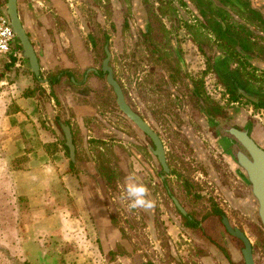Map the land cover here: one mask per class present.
<instances>
[{"label": "crops", "instance_id": "obj_1", "mask_svg": "<svg viewBox=\"0 0 264 264\" xmlns=\"http://www.w3.org/2000/svg\"><path fill=\"white\" fill-rule=\"evenodd\" d=\"M17 4L39 75L31 71L17 41L8 55L0 56V264H109L103 257L115 250L118 238L109 204L98 193L96 161L105 147L130 150L136 141L123 126L106 123L96 99L101 79L94 28L98 30L100 11L93 0ZM2 5L0 0V14ZM54 75L58 83L50 86ZM63 126L70 130L74 160ZM134 160L130 156L132 174L139 175ZM222 192L231 205L236 203L231 188L222 187ZM172 219L162 210L165 239L177 249L179 264L191 263L194 257L181 251L189 246V228ZM202 227L205 233L210 230ZM196 238L203 235L196 233ZM156 242L161 253V240ZM195 264L215 263L209 257Z\"/></svg>", "mask_w": 264, "mask_h": 264}, {"label": "rangeland", "instance_id": "obj_2", "mask_svg": "<svg viewBox=\"0 0 264 264\" xmlns=\"http://www.w3.org/2000/svg\"><path fill=\"white\" fill-rule=\"evenodd\" d=\"M170 1L176 2L175 6L178 8L175 10L174 5L172 8L167 2L166 12L161 13L163 15L160 17L154 8L155 0H93L92 6L97 5L100 11L98 30L96 31V27L93 26L95 38L97 37L96 42L99 44L96 66L99 67L103 59L102 45L105 44L104 35L108 33L107 44L111 51L115 76L122 85L127 100L162 138L168 164L173 173L165 176V181L162 182L160 167L150 153L153 148L151 142L141 134L138 136L130 132L133 126L127 124V119L120 116L115 108L114 94L101 79V83L96 88V99L107 116L109 122L106 121V123L123 126L125 130H128L126 132L128 136L136 141L130 150L120 146L115 151L114 148L107 146L104 149V155H98V161H96L99 169V184L102 186L99 185L101 191L98 193L100 198L109 204L111 225L116 229L118 238L115 242V250L103 258L109 264H134L135 262L179 264L176 261L179 258L177 249L170 245L168 239H165L160 221L162 210L174 220L182 221L172 203V196L179 200L188 214L198 219L200 223L203 222L206 229L210 227L207 235L199 240L196 238V233L201 235L202 231L200 233L198 229H187L189 230L187 232L189 246L181 251L186 252L189 257L192 255L194 259L191 257L192 259L189 260L191 263L185 261V264H195L198 259L203 260L209 257L215 264H243L240 255L242 244L233 240L217 219L212 220L213 226L203 219L205 212L208 209L212 210L213 202H219L224 206L226 216L230 218L233 227L236 226L247 233L254 244L256 264H264L262 229L251 220V217H248L249 213L240 214L238 209L231 207L233 205L226 201L224 192L220 191L222 189L219 190L207 177L206 167L195 159L192 139L185 137L179 129L180 126H188L196 137L204 138L200 122L201 113L198 109L200 103L196 97L193 98L189 94L185 81L179 75L178 71L183 70L182 65L180 67L176 64L174 58L179 54L176 50V55L172 53L169 39L173 41V44L175 41L183 43L184 52L182 53L187 54L194 88L200 99L209 106L214 104L225 110L236 107L230 102L225 83L220 76L217 78L215 75L213 59L218 55L226 54L227 56L230 52L221 48L211 30L204 28L196 19L197 9H199L196 3L191 0ZM251 1L257 4L256 0ZM5 3L6 0H3L4 12ZM87 4L90 8V2ZM213 4L210 11L217 13L221 10V15L225 18L223 23L228 27H238L242 35H249L253 40H257L259 45L264 46V23L256 26L253 20L239 14L233 6L219 4L218 0H213ZM258 5L259 8L262 7L259 2ZM92 19L95 21L94 16ZM145 23L148 24L145 26L146 29L144 28L147 30V40L141 37L139 27H144ZM106 29L108 31L103 33ZM253 30L259 31V35H256ZM187 33L191 37L189 40H193L194 47L185 38ZM152 47L154 50L158 49L159 54H156ZM189 48L195 50L194 54L189 51ZM255 51L261 52L259 49ZM250 62L245 58L236 57L232 63V73L244 84H251L257 88L264 87V70L254 69V65ZM175 67L179 70L175 71ZM240 102L246 107L241 104L239 117L251 122L255 137L264 144V110L253 109L249 101L243 98ZM203 147L213 161L219 160L218 155L214 156L212 150L207 148L206 142H203ZM130 156L137 160L134 161L140 176L137 174L135 176L148 187L150 198L155 202L154 208L150 211L140 209L129 211L127 202L121 199L125 178L133 171V166L131 162L129 163ZM219 179L222 187L231 188L229 179H233V175L228 169L225 173L219 171ZM235 193L237 197L241 193L248 195L243 187L242 191L237 190ZM250 210L246 213L251 212ZM157 239L161 240L163 249L161 253L157 248L155 249ZM104 259L100 258L101 262H104Z\"/></svg>", "mask_w": 264, "mask_h": 264}, {"label": "flooded vegetation", "instance_id": "obj_3", "mask_svg": "<svg viewBox=\"0 0 264 264\" xmlns=\"http://www.w3.org/2000/svg\"><path fill=\"white\" fill-rule=\"evenodd\" d=\"M191 1L196 3L198 8H199V9H197L198 13H196V16H197L196 19L202 23V26L204 28H208L211 30V32L216 37V40L218 42L217 44L221 48L227 50V52L228 51L230 52L227 55L228 57L225 56L226 54H224V55H218L217 58L213 59V67H214L215 75L217 76V78L220 76L221 77L220 79H222L223 82L225 83V85H226L225 87H226V90L228 91V95H230V96H228L230 99V102L236 108L225 110V109H222L221 107L214 105V104H211V106H209L207 103H205V101H202L200 99L198 92L194 88V79H193L190 67L188 65L189 60L187 58V54L182 53V52H184V50L182 48L183 43L182 42L179 43L178 41H175V44H173V41H171V39H169V41L171 42V44H170L171 49L170 50L175 55H176V51H177V54H179L178 57L180 59H178L177 56H176L177 58L174 57L176 60V64L180 65V67L182 65V69H183L182 72H180V71H178L179 68L176 69V67H175V71H178L179 75L185 81V85H186L187 89H189V94L193 98L196 97L198 99V102L200 103V105H199L200 107H198V109L201 113L200 122H201V129H202V133H203L204 138L200 137V138H202V139H200L199 137H196V135H194V133H192V131L189 129L188 126H186V127L180 126L179 129L181 130V132L183 133V135L185 137H187V138L190 137L192 139L191 143L194 147L193 151L196 155L195 159L197 161H199L200 164H203V167H206L207 177L209 178V180L211 182L214 183V185H216L218 187L219 190L222 189L221 188L222 186L220 184V179H219V171H222L225 173L226 169H228L229 172H231L233 175V179H229V184L231 185L230 186L231 189L233 187L234 188L233 191L236 192L237 190L242 191V187H243V189L246 190L248 195H244L241 193V194H239L238 197L236 195L234 196L236 198V203L233 202V206H231V207L238 209V212L240 214L243 213L246 215L249 213L248 217H251V220L262 229L263 240H264V228H263V226L260 222V219L258 217L256 199L252 195L251 189L246 184V182L248 183V176L246 174L245 169L243 167H241L238 163H236V161L233 163V162L229 161L223 154L220 153V152H223V153L227 154V150H228L227 145L230 144V142L227 139L229 128H233V129H236V130L241 131V132H246L248 134V136L259 147H261L264 150V147H262L259 144V139L255 137L256 134H254V130H252L251 122L246 121V120L239 117V111H240L239 107H241V104L245 105L244 103L240 102L241 98L249 101L248 103L251 104L253 109L260 108V109L264 110V87L257 88L251 84H245L243 88L238 87V86H234L233 85L234 73H232V71H231L233 60L236 57L237 58L238 57L239 58H245L248 61H251L250 63H252V65H254V69H257L258 71L260 69L264 70V46L259 45V43H257V40L256 41L253 40L252 38H250L249 35H247V36L242 35L241 34L242 32H241V30L238 29V27H236L237 29L234 27H228L225 23H223L225 18L222 17V15H221L222 11L221 10H219V12H217V13H215V11H210V9H212V7L214 6L213 0H191ZM167 2L169 4V6L172 8L174 5L175 10L178 8V6H175V4H177L176 2H173L170 0H155L154 5L156 7H154V8L160 17H162V15H163L161 13L165 14V12H166L165 9L167 7ZM258 2L261 4V6L264 5L263 1H258ZM258 2H257V4L255 2L253 4V2L251 0H218L219 4L224 3V4H229V5L233 6L238 11L239 14H241L242 16H245V18H247V19L253 20L256 26H261L262 25L261 23H264L263 22L264 12L262 13L261 10L259 9ZM185 3L187 4V2H185ZM17 8H18V4H17ZM1 10L3 11V12H1V14L7 19L9 26H10V22L8 20L7 15H6V3H5V12H4L3 8ZM18 15H19V13H18ZM207 17L210 19L207 20L206 19ZM143 25H144V27L139 26L141 28L140 31L142 33L141 37L144 38L145 40H147L148 34H147V30H144V28L148 24L145 23ZM10 28H11V26H10ZM11 30H12V28H11ZM185 31H187V29ZM253 31H254V33H256V35H259V33H258L259 31H257V30H253ZM221 33L223 34L222 36H221ZM105 37H106V35H104L105 44L102 45L103 59L100 61V65L97 68L99 78L104 81V83L111 89L112 93L114 94V97H115L114 102L116 105L115 108H117V111L120 114V116H123L125 119H127L129 124L133 126L130 128V130H132V128H135L137 132H139L144 138L148 139L151 142L153 148L150 150V153L152 154L151 156L156 159L157 164L160 167V170H161L160 171L161 172L160 178L162 179V182H163V181H165V178H166L165 176L172 175L173 173H172V171L169 167V164H168V159L166 156V152H165V148H164L162 138L160 137L159 133L149 124V122H147V120L141 114H139L138 111L132 106V103H129V101L127 100L124 89H123L122 85L120 84V82L118 81L117 77L115 76V71H114V68L112 65L111 52H110V49L108 48V44H106L108 42V39H107V37L106 38ZM189 37L190 36L187 33V36L185 38H187L188 43L190 42L192 47H194L193 40L192 39L189 40ZM13 41L18 42L15 35H14ZM18 44H19V42H18ZM243 47L246 48V50H245L246 54H243V52H242ZM152 48L154 50V47H152ZM189 49H190L189 51L192 54H194L195 50L194 49L192 50V48H189ZM256 49H259L261 52H259V53L256 52L255 51ZM20 51H21V47H20ZM154 51L156 54H159L158 49H155ZM107 53L110 54V58L108 60V66L112 70L113 79L118 83V85L120 86V88L122 90L126 104L138 116H140V118L143 121L146 122V124L152 129V131L159 137L160 141L162 142L164 155H165V159H166V164L168 167V172L164 171L163 167L161 166V164L158 161V158L153 154L154 145H153L151 139L147 135L142 133L125 115H123L119 111L118 106L116 104V95H115L112 87L106 81L107 72H103V70H102L103 62L107 58ZM161 53H162V51H161ZM160 55H162V54H160ZM156 56H159V55H156ZM231 83H232V85H231ZM245 107H246V105H245ZM214 110H217L218 112L216 114H212ZM128 122H126V123L128 124ZM125 131L128 132V130H125ZM203 142H206L207 148L212 150V152L214 153V156L218 155L219 160L214 159V161H213L209 157L206 149L204 148L205 146L203 147ZM242 151H244V150L242 149ZM226 175H227V173H226ZM220 191H222V190H220ZM234 194H236V193H234ZM223 195L226 197L225 194H223ZM243 195H244V197H243ZM228 197L231 198L230 195H228ZM171 199H172V203H173L174 207L176 208V210L178 212V215L180 216V218L182 220V221H180V225L182 227H185L184 229L191 228V229H198L199 231H202L203 237H204V235H207L204 232L203 227H202L203 222L200 223L198 219H195L194 217H192V215L188 214L178 199H175L172 196H171ZM175 201L177 202L178 205L175 203ZM226 201H228V200H226ZM178 206L182 209L183 212L180 210V208ZM247 210H250L251 212L246 213ZM223 218L227 219L228 217L226 216V212L224 211V206L222 204H220L219 202H216V203L213 202L212 203V210L208 209V211L205 212V215L203 217V219H205V221H209V224H210L211 220L217 219L219 221V223L221 224V226L227 232V230H226V228L222 222ZM227 221H228V219H227ZM228 223H229V221H228ZM193 224H196V227L191 226ZM229 225L232 228H237L238 230H240L245 235V237L248 239L250 246H251V249H252L253 261H254V264H256V261L254 258V253H255L254 244L252 243L251 238L247 235V233L244 230H242L236 226L233 227L230 223H229ZM228 235H230V234L228 233ZM231 238L233 240L239 241L242 244V242L239 239H237L233 236H231ZM256 241H257V239L255 237L254 242L256 243ZM243 248L244 247L242 244V248L240 250V255H241L242 263L245 264L244 259H243V255H242V249Z\"/></svg>", "mask_w": 264, "mask_h": 264}, {"label": "water", "instance_id": "obj_4", "mask_svg": "<svg viewBox=\"0 0 264 264\" xmlns=\"http://www.w3.org/2000/svg\"><path fill=\"white\" fill-rule=\"evenodd\" d=\"M256 1L264 2V0H256ZM17 9H18L17 0H6V15L10 22L12 31L19 42L22 55L28 61L31 71L36 76H38L39 75L38 59L34 47L31 44L29 37L25 32L24 27L22 26ZM259 9L263 13L264 5ZM109 58H110V54L107 53V58L103 62L102 70L103 72H107L106 81L112 87L116 95V104L118 106L119 111L123 115H125L142 133H144L151 139L154 145L153 154L158 158V161L163 167L164 171L168 172V167L166 164L162 142L160 141L159 137L152 131V129L146 124V122L143 121L140 118V116H138L126 104L122 90L118 85V83L113 79L112 70L108 66ZM233 85L243 88L245 84L240 79H238V77L234 74ZM62 129L65 136V145L69 149V156L72 160H74V146L72 143L70 130L65 126H63ZM227 139L230 142V144L227 145L228 147L227 154L223 152L220 153L223 154L229 161L233 163L236 161V163H238L241 167L245 169L246 174L248 176V183L246 182V184L251 189V193L256 199L258 217L264 228V150L261 147H259L248 136L246 132H241L233 128L228 129ZM242 149L244 151H242ZM175 203L177 204L176 201ZM180 210L182 211L181 208ZM222 222L227 232L231 236L239 239L242 242L244 247L242 249L244 263L254 264L252 257V249L245 235L237 228H232L229 225L226 218H223Z\"/></svg>", "mask_w": 264, "mask_h": 264}, {"label": "clouds", "instance_id": "obj_5", "mask_svg": "<svg viewBox=\"0 0 264 264\" xmlns=\"http://www.w3.org/2000/svg\"><path fill=\"white\" fill-rule=\"evenodd\" d=\"M6 51V43L0 42V54H4ZM121 199L127 202L129 211L136 209L150 211L155 206V202L150 198L148 187L132 173L125 178Z\"/></svg>", "mask_w": 264, "mask_h": 264}, {"label": "built area", "instance_id": "obj_6", "mask_svg": "<svg viewBox=\"0 0 264 264\" xmlns=\"http://www.w3.org/2000/svg\"><path fill=\"white\" fill-rule=\"evenodd\" d=\"M14 40V34L9 26L7 19L0 14V42L6 43L7 51L0 56H6L11 51V43Z\"/></svg>", "mask_w": 264, "mask_h": 264}, {"label": "trees", "instance_id": "obj_7", "mask_svg": "<svg viewBox=\"0 0 264 264\" xmlns=\"http://www.w3.org/2000/svg\"><path fill=\"white\" fill-rule=\"evenodd\" d=\"M223 33V32H222ZM221 33V36L223 35ZM220 36V37H221ZM244 50V51H243ZM245 50H246V48L245 47H243L242 48V52H243V54H246V52H245ZM61 75H63V73H60ZM60 76V75H59ZM58 75H54V76H52V78H50L49 80H48V82H49V85L50 86H52V85H55V84H57L58 83ZM218 111L217 110H214L213 111V113L212 114H216ZM98 171H99V169H98ZM191 223V222H190ZM191 226H193V227H196V224H193V225H191Z\"/></svg>", "mask_w": 264, "mask_h": 264}]
</instances>
